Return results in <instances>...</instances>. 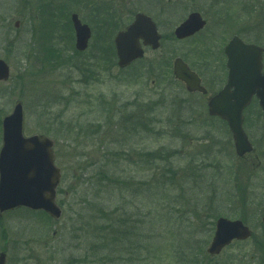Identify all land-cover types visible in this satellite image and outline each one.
I'll list each match as a JSON object with an SVG mask.
<instances>
[{
	"label": "rangeland",
	"instance_id": "rangeland-1",
	"mask_svg": "<svg viewBox=\"0 0 264 264\" xmlns=\"http://www.w3.org/2000/svg\"><path fill=\"white\" fill-rule=\"evenodd\" d=\"M48 1L39 0L36 14L32 17L27 15L23 25L17 29L15 21L22 18L15 16L17 1L8 0L11 10L5 13L3 0H0V58L9 64L11 70L10 79L0 82V148L2 121L12 112L16 102L21 101L25 135L43 134L55 141V162L62 170L57 202L63 214L54 221L43 211L18 208L7 212L0 219V251L6 250L7 264L99 262V257L93 256L90 250L95 241L104 237L103 233H95L93 229L98 225V230H102L105 219L100 214L99 219L89 225V212L94 213L89 211L87 204L95 199L102 202L111 198L115 204L124 200L117 191H107L106 187L112 184L103 179V171L106 160L115 158L109 154L122 152L128 146L134 151L162 149L169 154H164V160L159 161L160 170L157 171L165 170L172 175L168 171L171 168L176 172L175 181L167 180L162 186L150 182L141 172H130V192L127 189L123 191L129 200L131 192L137 188L136 203L151 208L153 214L163 218L155 230L157 242L146 263L264 264V117L258 101L254 100L245 112V129L255 152L247 159H241L236 155L228 126L217 118L212 119L205 108L210 95L188 94L174 81L172 74L173 60L178 56L200 71L209 64L216 67L226 61L225 43L220 45L212 41H226L234 34H241L264 46V0H228V12L232 14L229 24L218 21V12L225 15L224 0H196V7L204 11L208 20L204 30L183 42L172 41L169 30L181 21V13L178 12L175 17H167L168 20L164 21L166 40L161 49L148 51L143 63L126 69L114 65L110 70L106 68L110 66L108 63L93 57L101 55L95 48V42L84 53L76 52L70 15L72 12L80 15L79 0H54L53 6ZM5 17V21L8 19L6 23ZM223 28L219 34L218 30ZM75 62L88 69L86 81L83 70L82 74L75 72L72 66ZM154 62L157 63V72L161 68L165 74L160 82L153 76L148 78L141 74L145 65ZM77 92L81 95L73 98ZM101 97L103 104L113 102L111 110L117 118L113 119L111 127L104 125L108 114L106 110H100ZM135 98L142 104L157 107L150 115L162 118L163 123L155 128L166 134H144L136 138L120 131L121 127L129 128L130 122L121 125L119 111L121 114L132 112L131 108L125 110V107ZM49 111L56 112L68 122H84L83 128L98 137L96 144L93 145L92 139L86 135L75 140L57 133L55 140L46 134L43 127L51 120ZM170 118L172 121L169 123ZM124 137H129V140L124 139L127 143L122 144ZM113 140L114 144L111 143ZM122 155L120 169L116 170L117 177L127 179L129 169L124 161L127 156L123 158ZM244 182L252 193L246 215L248 225L257 239L233 243L214 257V261H209L206 249L214 234L218 214L229 219L244 216ZM147 188L157 196L152 202L142 194V190ZM215 198L218 199V211H207V206ZM200 223H208L206 229L211 231L208 233L203 228V231H194L191 239L187 238L188 230L181 225L197 228ZM207 234L206 254L200 255L196 248ZM261 235L263 239H260ZM189 239L190 242L187 241ZM183 255L185 259L194 258L195 262H182ZM111 257L113 260L109 256L105 260H117Z\"/></svg>",
	"mask_w": 264,
	"mask_h": 264
},
{
	"label": "water",
	"instance_id": "water-1",
	"mask_svg": "<svg viewBox=\"0 0 264 264\" xmlns=\"http://www.w3.org/2000/svg\"><path fill=\"white\" fill-rule=\"evenodd\" d=\"M76 34V48L85 50L91 36L88 25L83 24L77 13L72 14ZM206 20L198 12L191 13L175 30L178 38H185L200 31ZM144 45L154 49L160 46L161 35L152 19L138 14L127 30L119 33L116 42L118 65L126 67L144 56ZM264 48L245 43L234 36L225 47L229 68L228 82L210 100V114L225 119L233 135L236 153L242 157L254 150L244 130V109L254 95L259 98L264 112V71L262 54ZM174 74L190 91H204L201 79L181 58L174 61ZM10 77V67L0 59V81ZM24 112L18 102L12 113L3 120V146L0 151V216L7 210L20 206L42 209L55 219L62 216L56 202L57 187L61 181V170L54 162V141L44 135L26 137L23 132ZM252 231L242 220L218 218L214 237L208 247L211 255L219 254L235 240H246ZM7 255L0 253V264H6Z\"/></svg>",
	"mask_w": 264,
	"mask_h": 264
},
{
	"label": "trees",
	"instance_id": "trees-1",
	"mask_svg": "<svg viewBox=\"0 0 264 264\" xmlns=\"http://www.w3.org/2000/svg\"><path fill=\"white\" fill-rule=\"evenodd\" d=\"M72 66L75 67V72L78 74H80L82 70H86L83 65L77 62L73 63ZM146 105L147 104L140 103V99L138 98L130 100V108L132 109V112H123L120 114L121 125L124 124V122H130L129 128H120L122 133L136 138H139L144 134H157L162 136L167 133L161 129L155 128L157 124H161L163 122L162 118H159V116L150 115V113L157 110V107L154 105ZM128 106L129 103L125 107V110L128 109ZM48 115H50L51 120L47 121V125L44 124L45 126L43 127V130L45 133L52 135L55 140L57 138V133L58 136H62L63 138L72 137L75 140L84 138V135H86L92 139L93 145L96 144L95 139L98 137H94L83 128L84 122H81L80 120H75L74 123L68 122L63 120L62 117L56 114V112L51 111L48 112ZM116 138L117 135L114 136V139ZM124 139L129 140V137H124L121 142L122 144L127 143ZM111 143L114 144V140ZM131 144L134 145L133 143ZM164 154L169 153L163 152L162 149H144L140 151L136 149L134 151V149H130V146L126 147V149L122 150V152L118 151L109 154L113 155L115 158L113 160L107 159L104 164L105 168L103 171V179H105V181L109 180L112 184L111 186H107L106 189L107 191H110L111 189L117 191L121 194L124 200L115 204L112 202L111 198H107V201L104 200L102 202L95 199L91 204H87L89 211L92 210L94 213L92 215L91 212H89V225L93 221H97L100 214H102L103 219H105V221H102V230H98V225L93 229L95 233L104 234L103 239L95 241L94 247H91L90 251L92 252V255L99 257V262L93 264H148L146 263L148 254L151 253L157 242L154 237H157L158 233L155 230L159 228L160 220L163 218L159 214H153L151 208L143 207L136 203V197L138 195L137 188L131 192L132 196H130L129 200L127 199L128 196L126 197L123 194V191L127 189L130 192V179L132 177L130 176V172H141L143 175L148 177L150 182H155L157 186L166 185L165 181L167 180H171V183L174 182L176 172H173L171 168L168 169V171H170L172 175H168L165 170L163 172L157 171L160 170L158 163L159 161L164 160ZM120 155H122L123 158L124 156H127V158L124 159L126 167L129 169L127 179L121 176L117 177L116 170L120 167ZM137 168L141 169L138 170ZM109 173H111V176H108ZM124 173L126 172L124 171ZM149 180L146 181L148 182ZM98 181L100 182V180ZM142 194L146 195L150 202L157 198L156 195L153 196L154 191L151 190L150 192V188L142 190ZM216 198L218 197L216 196ZM216 198L207 206V211H218L216 209H218L219 205H217L218 199L216 200ZM166 215L168 216L169 214ZM220 215L224 214H218V217ZM213 224L214 222H211V225ZM181 227L187 228V238L190 237L191 239V235L194 234V231H203V228H208V223H200V225H197V228L196 226L191 228L189 226H185L184 224H182ZM206 231L209 233L211 229H206ZM190 239L187 241L190 242ZM254 239L257 238L254 237ZM208 241L207 234L206 238L201 240L198 248H196L197 253L200 255L205 253L204 245ZM102 252L105 255H103ZM108 256L110 260H113L111 256L117 258V260L106 261L105 259H108ZM206 256L209 261L215 260L208 254H206ZM182 258V262H195L192 257L185 259L186 257L183 255Z\"/></svg>",
	"mask_w": 264,
	"mask_h": 264
},
{
	"label": "flooded vegetation",
	"instance_id": "flooded-vegetation-1",
	"mask_svg": "<svg viewBox=\"0 0 264 264\" xmlns=\"http://www.w3.org/2000/svg\"><path fill=\"white\" fill-rule=\"evenodd\" d=\"M15 6V16L19 15L20 19L15 21V27L19 29L21 25H23V20L27 19V15L32 17V15L36 14L38 1L39 0H16ZM225 1V15L223 13L218 12V21L222 23L229 22L231 15L228 11V0ZM48 3L53 6L54 0H49ZM3 9L5 13H8L9 4L8 0H3L2 2ZM240 5V4H237ZM244 5V4H243ZM79 17L83 24L89 26L91 30V37L88 41V47L85 51L90 48L91 43L95 42V48L101 52V55L93 56L97 60H104L105 64H109L110 66L117 65L118 63V53H117V44L116 38L120 31L126 30L128 26L134 21L137 14H144L146 16L151 17L154 21L158 33L161 35V45H163L164 40H166V35L163 33L164 21H167V17H175L178 12L181 13V21L175 25V27L170 28V35H174L175 28L182 23L191 13L199 12L203 18L206 19L207 24L208 20L204 16L205 13L202 9L196 7V0H79ZM187 13V14H186ZM184 16V18H183ZM4 23L8 22L6 17L3 19ZM172 30V32H171ZM224 28L218 30L219 34H222ZM198 34V33H197ZM195 34L194 36H196ZM238 35V34H235ZM175 36V35H174ZM194 36L185 38V39H176L178 42H183L185 40L191 39ZM245 42H248L245 37L239 34ZM173 39L172 36H170ZM174 41V40H172ZM176 41V42H177ZM223 45L225 43L224 39L212 41ZM146 53L148 51H152L151 46H144ZM84 51V52H85ZM145 58L135 61L130 67H133L137 63L144 62ZM226 61L218 63V66L212 67L209 64V67H205L204 71H200V69H196L191 66L190 67L198 73L201 78L202 85L207 89V93H203L201 91L191 92L186 89V86L180 80L175 79L179 87L190 95H198L201 97L209 96L207 99V104H205V108L207 111L209 110V100L210 98L216 94L218 91L222 89V87L226 84L228 79V67H227V58ZM101 62V61H100ZM137 62V63H136ZM155 66L151 69V65ZM215 64V63H213ZM148 65V64H147ZM157 63H151L148 65L147 69L144 71L143 76L146 75L148 77L153 76L154 80H160L163 76H165L162 69L159 68L157 72L156 69ZM129 67V68H130ZM101 105V103H99ZM188 107H190L188 105ZM192 107V106H191ZM190 107V108H191ZM216 118V117H214ZM248 156L244 157L247 159ZM243 202H244V214L247 215L248 204H250L252 193L248 190V185L244 182V189L242 190ZM245 215V216H246ZM248 217L246 216V219ZM264 222V217L262 218ZM260 239H263V236H259Z\"/></svg>",
	"mask_w": 264,
	"mask_h": 264
}]
</instances>
